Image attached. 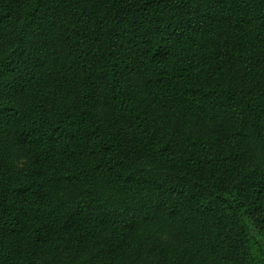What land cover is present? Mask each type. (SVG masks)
Listing matches in <instances>:
<instances>
[{
    "label": "trees",
    "instance_id": "16d2710c",
    "mask_svg": "<svg viewBox=\"0 0 264 264\" xmlns=\"http://www.w3.org/2000/svg\"><path fill=\"white\" fill-rule=\"evenodd\" d=\"M0 264H264V0H0Z\"/></svg>",
    "mask_w": 264,
    "mask_h": 264
}]
</instances>
